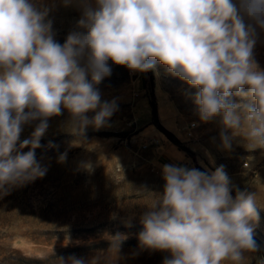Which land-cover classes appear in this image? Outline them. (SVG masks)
Masks as SVG:
<instances>
[{
  "label": "clouds",
  "instance_id": "9594fccd",
  "mask_svg": "<svg viewBox=\"0 0 264 264\" xmlns=\"http://www.w3.org/2000/svg\"><path fill=\"white\" fill-rule=\"evenodd\" d=\"M94 3L77 22L85 31L70 33L61 45L51 21L45 22L47 10L32 0H0V194L46 174L35 149L49 118L66 109L78 136L89 125H105L115 105L101 103L93 83L111 74L109 60L139 72L159 62L197 89L202 121L221 117L226 150L235 137L249 150L264 148V70L252 56L255 28L246 23L264 29V0ZM90 111L96 113L91 119ZM36 120L30 137L20 141L23 126ZM163 179V192L140 218L138 237L141 247L169 254L163 264H239L246 251L257 250L249 226L259 218L255 195L237 191L233 199L223 166L208 174L164 165ZM58 260L91 264L75 256Z\"/></svg>",
  "mask_w": 264,
  "mask_h": 264
},
{
  "label": "rangeland",
  "instance_id": "374dc122",
  "mask_svg": "<svg viewBox=\"0 0 264 264\" xmlns=\"http://www.w3.org/2000/svg\"><path fill=\"white\" fill-rule=\"evenodd\" d=\"M32 3L47 10L45 22L51 21L54 39L61 45L70 33L85 31L77 22L86 6H95L94 0ZM246 23L255 28L252 56L264 70V29L247 18ZM108 64L111 74L93 83L101 103L115 105L105 125L98 129L89 125L78 136L69 129L66 109L49 118L41 147L35 149L46 174L0 194V264H60L58 258L72 256L91 264H163L169 254L141 247L138 237L143 231L141 216L163 192L164 165L208 174L223 166L233 199L237 191L255 195L259 218L249 226L257 250L246 251L239 264H264V148L249 150L246 141L235 137L226 150L221 117L202 121L194 103L197 89L159 62L147 72L111 60ZM87 79L92 82L91 75ZM155 105L161 125L182 149L155 124ZM95 114L86 115L91 119ZM38 123L25 124L20 141L29 138ZM226 134L231 136V131ZM157 138L174 147L173 152L163 149L170 153L166 159L156 148ZM62 154L66 158L60 162Z\"/></svg>",
  "mask_w": 264,
  "mask_h": 264
},
{
  "label": "crops",
  "instance_id": "0c3cea01",
  "mask_svg": "<svg viewBox=\"0 0 264 264\" xmlns=\"http://www.w3.org/2000/svg\"><path fill=\"white\" fill-rule=\"evenodd\" d=\"M156 140H158V143H156L157 144L156 145V148H157V150H159V152H161V156L160 157H163V158L166 159L167 156L170 154L169 152L168 153L163 152V149H165V150H171V152L175 151L173 146H171L169 143L165 142L161 138H157ZM176 153H177L176 154V157L177 158H180V154H179L180 152H176ZM175 161L178 162L179 160L178 159H175Z\"/></svg>",
  "mask_w": 264,
  "mask_h": 264
},
{
  "label": "trees",
  "instance_id": "16d2710c",
  "mask_svg": "<svg viewBox=\"0 0 264 264\" xmlns=\"http://www.w3.org/2000/svg\"><path fill=\"white\" fill-rule=\"evenodd\" d=\"M154 113H155V118H154V122L155 124L161 129L163 130L170 138L171 140L177 145L179 146L181 149H182V146H181V142L177 139H175L160 123V120H159V114H158V108L157 106L155 105L154 106Z\"/></svg>",
  "mask_w": 264,
  "mask_h": 264
},
{
  "label": "built area",
  "instance_id": "2783aa9c",
  "mask_svg": "<svg viewBox=\"0 0 264 264\" xmlns=\"http://www.w3.org/2000/svg\"><path fill=\"white\" fill-rule=\"evenodd\" d=\"M154 142L155 143H158V140L155 139ZM177 167H182V166L178 165Z\"/></svg>",
  "mask_w": 264,
  "mask_h": 264
}]
</instances>
